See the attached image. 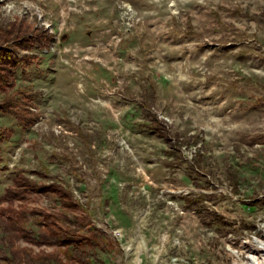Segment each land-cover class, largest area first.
I'll list each match as a JSON object with an SVG mask.
<instances>
[{"label": "rangeland", "instance_id": "rangeland-1", "mask_svg": "<svg viewBox=\"0 0 264 264\" xmlns=\"http://www.w3.org/2000/svg\"><path fill=\"white\" fill-rule=\"evenodd\" d=\"M9 20L51 36L17 49L34 55L14 87L35 119L0 112V195L19 172L59 181L80 204L62 222L103 243L83 247L92 264L260 254L264 0H0Z\"/></svg>", "mask_w": 264, "mask_h": 264}, {"label": "trees", "instance_id": "trees-1", "mask_svg": "<svg viewBox=\"0 0 264 264\" xmlns=\"http://www.w3.org/2000/svg\"><path fill=\"white\" fill-rule=\"evenodd\" d=\"M50 36L47 30L30 29L20 21H0V112L11 113L25 124L32 123L35 118L29 107L23 105L28 99L21 100L17 95L19 90L14 87L15 69L21 64H31L34 55H19L17 49L32 48L35 41L40 42L43 38L45 42ZM25 98L29 96L26 95ZM153 124L159 132L164 133L157 122L154 121ZM3 138L0 131V143ZM45 194L55 197L58 210L27 206L29 198ZM79 205L71 191L59 181L40 182L24 172L17 173L0 195V264H92L91 259L83 255V247L95 243L103 246V243H100L95 234L79 233L62 222L61 213L73 212ZM77 220L86 224L80 214ZM18 240L56 248L33 253L31 247L20 244Z\"/></svg>", "mask_w": 264, "mask_h": 264}, {"label": "bare ground", "instance_id": "bare-ground-1", "mask_svg": "<svg viewBox=\"0 0 264 264\" xmlns=\"http://www.w3.org/2000/svg\"><path fill=\"white\" fill-rule=\"evenodd\" d=\"M256 246L260 254L252 256L248 264H264V240H258Z\"/></svg>", "mask_w": 264, "mask_h": 264}]
</instances>
